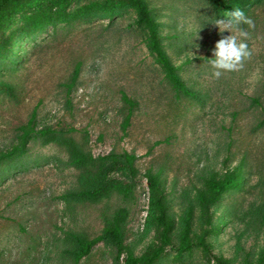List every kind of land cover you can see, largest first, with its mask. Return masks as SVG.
I'll list each match as a JSON object with an SVG mask.
<instances>
[{
  "label": "rangeland",
  "instance_id": "374dc122",
  "mask_svg": "<svg viewBox=\"0 0 264 264\" xmlns=\"http://www.w3.org/2000/svg\"><path fill=\"white\" fill-rule=\"evenodd\" d=\"M27 6L4 26L12 43L0 58V264H124L160 244L149 174L163 190L171 239L180 245L187 219L195 245H168L154 264H264V0H243L252 25L241 29L251 55L220 78L208 64L222 35L218 0H145L161 46L185 86L176 88L147 47L136 8L56 20L31 32ZM97 0H71L67 9ZM243 39V38H242ZM79 74L73 79L76 69ZM133 154V165L124 153ZM232 174L239 185L209 210L206 180ZM98 189L99 191L95 192ZM86 191V195L82 192ZM107 227L119 246L98 240L77 259L76 236Z\"/></svg>",
  "mask_w": 264,
  "mask_h": 264
},
{
  "label": "trees",
  "instance_id": "16d2710c",
  "mask_svg": "<svg viewBox=\"0 0 264 264\" xmlns=\"http://www.w3.org/2000/svg\"><path fill=\"white\" fill-rule=\"evenodd\" d=\"M220 4H224L223 14L233 8L239 7L247 10V5L243 4V0H218ZM40 0H0V58L9 50L12 38L6 37L4 33V26L6 22L14 16L17 12L23 8L37 4ZM71 0H56L55 2H48L40 10L33 11L29 14H25V23L23 25V30L31 32L46 26L56 20L62 22H68L73 19L80 17L92 16L97 12H109L112 13L118 8H121L127 4L136 8L137 19L136 23L138 26H145L148 28L147 37V47L151 53L155 54L157 61L162 64L166 71V76L173 83L176 88L182 89L189 93H194L192 90L187 88L184 82L181 80L177 72V67L171 63L166 52L163 50L158 30L157 23L150 13L148 5L145 0H97L92 2L83 3L74 10H68L67 7ZM79 74V69L75 70L73 79L76 80ZM34 116L30 121L22 126L23 132L20 136L19 144L14 146L8 152L2 153L0 155V160L4 157H12L17 152H23L27 145L29 136L32 132H36ZM124 157L130 168L133 165L134 155L125 152ZM240 181L236 179L232 174H228L224 179H216L212 177L206 180L205 187L199 193L200 205L203 210H209L212 203H217L221 198L222 194L230 191L234 187L238 186ZM149 184L153 193V198L151 200L152 206L157 207L159 210V215L157 217L158 221L164 226V229L160 236V244L151 248L142 256H134L132 254H127L124 258V264H154V261L163 253L168 245L176 248L179 253L191 250L195 245H203V248L207 250L208 244L205 241V236L200 237V242H193L190 236V221L187 219L185 228L183 229L180 245L175 247L173 245L170 230L172 228V223L167 219L166 216V204L163 201V190L160 186V182L157 176L149 174ZM99 191L98 189L95 192ZM86 195V191L82 192V195ZM75 243L73 246V252L75 253L77 259L89 253L91 247L98 240H106L107 242L119 246L120 244V232L116 227H107L104 229L103 234L93 239H86L81 236H76L74 239ZM264 258V255L263 257Z\"/></svg>",
  "mask_w": 264,
  "mask_h": 264
},
{
  "label": "clouds",
  "instance_id": "9594fccd",
  "mask_svg": "<svg viewBox=\"0 0 264 264\" xmlns=\"http://www.w3.org/2000/svg\"><path fill=\"white\" fill-rule=\"evenodd\" d=\"M224 17L226 19L217 18L212 21L215 25H218L220 33H223L226 29L230 30L229 35H222L216 41L212 50L213 54L208 60L212 75L215 78H220L226 71L237 69L241 66V61L251 55L246 39L249 33L241 29L239 36H237L232 31L234 28H239L242 23L251 26V18L247 17L244 10L239 7L228 11Z\"/></svg>",
  "mask_w": 264,
  "mask_h": 264
}]
</instances>
